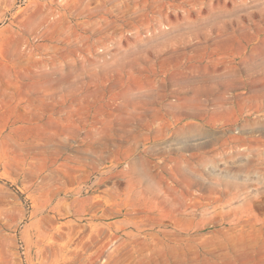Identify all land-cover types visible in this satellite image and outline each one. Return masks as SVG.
<instances>
[{
	"label": "rangeland",
	"instance_id": "1",
	"mask_svg": "<svg viewBox=\"0 0 264 264\" xmlns=\"http://www.w3.org/2000/svg\"><path fill=\"white\" fill-rule=\"evenodd\" d=\"M0 264H264V0H0Z\"/></svg>",
	"mask_w": 264,
	"mask_h": 264
},
{
	"label": "bare ground",
	"instance_id": "2",
	"mask_svg": "<svg viewBox=\"0 0 264 264\" xmlns=\"http://www.w3.org/2000/svg\"><path fill=\"white\" fill-rule=\"evenodd\" d=\"M250 249V248H249Z\"/></svg>",
	"mask_w": 264,
	"mask_h": 264
}]
</instances>
